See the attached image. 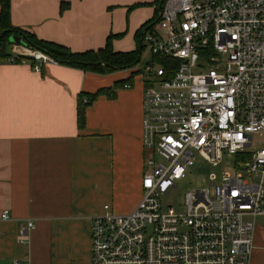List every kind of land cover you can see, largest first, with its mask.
Instances as JSON below:
<instances>
[{"label": "built area", "instance_id": "obj_1", "mask_svg": "<svg viewBox=\"0 0 264 264\" xmlns=\"http://www.w3.org/2000/svg\"><path fill=\"white\" fill-rule=\"evenodd\" d=\"M143 36L142 198L130 213L105 205L91 219V264H250L264 218V0H164ZM2 62L59 65L21 45ZM225 152L235 175L211 173L185 214L163 210L195 154L219 167ZM34 227H21L20 244Z\"/></svg>", "mask_w": 264, "mask_h": 264}, {"label": "crops", "instance_id": "obj_2", "mask_svg": "<svg viewBox=\"0 0 264 264\" xmlns=\"http://www.w3.org/2000/svg\"><path fill=\"white\" fill-rule=\"evenodd\" d=\"M159 5L160 0H11L10 21L73 53L100 51L111 35H122L112 46L125 53L138 48L140 31L159 18ZM20 45H11L10 52ZM134 71L98 74L48 64L37 73L31 64H0V264H91V219L105 205L117 214L137 207L147 156V77ZM110 88L116 97L94 101L81 130L79 96ZM4 211L10 220H1ZM29 221L35 227L22 245L20 229ZM250 264H264V225L255 227Z\"/></svg>", "mask_w": 264, "mask_h": 264}, {"label": "trees", "instance_id": "obj_3", "mask_svg": "<svg viewBox=\"0 0 264 264\" xmlns=\"http://www.w3.org/2000/svg\"><path fill=\"white\" fill-rule=\"evenodd\" d=\"M10 2L11 0H0V61H4L11 56L10 46L13 45L11 38L19 37L23 42V46L44 53L54 59L59 65L81 69L87 72L110 74L119 70H131L141 62L144 45L140 44V42L135 51L125 53L114 51L112 42L115 38L122 37V35H111L104 49L97 52L89 51L85 53H73L64 46L40 40L35 35L20 28H14L11 25ZM157 22L158 19H155L153 23H149L140 31L141 40L144 37L143 30L150 26L147 32H152ZM27 59L30 60V58ZM101 96L116 97L113 88L99 90L92 95L82 94L79 96L78 126L81 130L85 128L88 107Z\"/></svg>", "mask_w": 264, "mask_h": 264}, {"label": "rangeland", "instance_id": "obj_4", "mask_svg": "<svg viewBox=\"0 0 264 264\" xmlns=\"http://www.w3.org/2000/svg\"><path fill=\"white\" fill-rule=\"evenodd\" d=\"M143 57L138 66H136L134 73L138 75L137 77H145V65L147 62L151 61V58H145V53L142 54ZM130 71V69H128ZM126 70H119L117 72H122ZM259 141H255L258 144ZM223 172H229L231 175L237 173L235 166V157L225 152L223 154L222 164L219 167H213L206 160H204L198 154H195V164L189 168L187 176L178 181L176 188L172 189L167 195L163 196L162 206L163 210L167 211L168 207H172L177 214H185L187 210L186 198L187 194L194 192L196 190L205 189L209 186V175L211 173H216L221 176ZM257 224L264 225V218L258 219Z\"/></svg>", "mask_w": 264, "mask_h": 264}, {"label": "water", "instance_id": "obj_5", "mask_svg": "<svg viewBox=\"0 0 264 264\" xmlns=\"http://www.w3.org/2000/svg\"><path fill=\"white\" fill-rule=\"evenodd\" d=\"M163 3H164V0H161L160 5H159V13H161L162 11ZM11 42L16 45L23 44V42L21 41L19 37H12ZM140 44H142V40L140 41Z\"/></svg>", "mask_w": 264, "mask_h": 264}, {"label": "bare ground", "instance_id": "obj_6", "mask_svg": "<svg viewBox=\"0 0 264 264\" xmlns=\"http://www.w3.org/2000/svg\"><path fill=\"white\" fill-rule=\"evenodd\" d=\"M143 44V43H142ZM142 59V58H141Z\"/></svg>", "mask_w": 264, "mask_h": 264}]
</instances>
